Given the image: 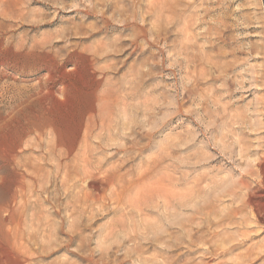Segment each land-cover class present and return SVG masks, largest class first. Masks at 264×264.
<instances>
[{
    "label": "rangeland",
    "instance_id": "obj_1",
    "mask_svg": "<svg viewBox=\"0 0 264 264\" xmlns=\"http://www.w3.org/2000/svg\"><path fill=\"white\" fill-rule=\"evenodd\" d=\"M0 143V264H264V0H0Z\"/></svg>",
    "mask_w": 264,
    "mask_h": 264
},
{
    "label": "bare ground",
    "instance_id": "obj_2",
    "mask_svg": "<svg viewBox=\"0 0 264 264\" xmlns=\"http://www.w3.org/2000/svg\"><path fill=\"white\" fill-rule=\"evenodd\" d=\"M43 88V87H42ZM98 108H96V110H97ZM108 109V108H107ZM111 110V109H110ZM98 112V111H97ZM112 112V111H111ZM96 114V113H95ZM88 118V117H87ZM82 120V119H81ZM85 120V119H84ZM98 124V123H97ZM32 127V126H31ZM24 128V127H23ZM81 128V127H80ZM84 128V127H83ZM25 129V128H24ZM7 132V131H6ZM80 132H78V134H79ZM83 134V133H82ZM80 136V135H79ZM6 137V136H5ZM26 137V136H25ZM77 137V136H76ZM4 138V137H3ZM76 140V139H75ZM14 141V140H13ZM4 142V141H3ZM45 142V141H44ZM1 144V143H0ZM59 145V144H58ZM7 146H8V143H7ZM6 146V147H7ZM13 146V145H12ZM77 146V145H76ZM4 150V149H3ZM33 151V150H32ZM115 151V150H114ZM17 152V151H16ZM110 152V151H109ZM6 153V152H5ZM18 153V152H17ZM70 153V152H69ZM74 154V153H73ZM122 154H123V152H122ZM97 156V155H96ZM11 157V156H10ZM96 162V161H95ZM10 163V162H9ZM84 163V165H87V162H86V160L83 162ZM8 163H6V165H7ZM5 165V164H4ZM10 165H11V163H10ZM10 165H7V167L8 166H10ZM14 165V164H13ZM3 166V165H2ZM15 166V165H14ZM12 167V166H11ZM257 167H258V171H259V176L261 177V179H262V181H263V183H264V162L263 163H259L258 165H257ZM1 168H3V167H1ZM94 168H95V166H94ZM5 169H6V167H5ZM8 169V168H7ZM18 170H17V168H16V172H17ZM54 171V170H53ZM62 171V170H61ZM5 172H7V170L5 171ZM14 172V171H13ZM4 176V175H3ZM6 178H7V176H5ZM2 178H4V177H2ZM5 178V179H6ZM77 178V177H76ZM10 179V178H9ZM96 179V178H95ZM53 180V179H52ZM6 181H9L8 180V178H7V180ZM13 181V180H12ZM15 181V180H14ZM17 181V180H16ZM88 181H89V179H88ZM5 182V181H4ZM18 182V181H17ZM81 182V181H80ZM86 182V181H85ZM101 182V181H100ZM256 182V181H255ZM257 182H258V180H257ZM8 183V182H7ZM10 183H11V181H10ZM79 183V182H78ZM88 184H87V187L90 189V190H95L96 188H98L97 186V184L96 183H93V182H87ZM13 184V183H12ZM82 184V183H81ZM260 185V184H259ZM258 185V186H259ZM264 185V184H263ZM13 186V185H12ZM262 186V185H261ZM260 186V187H261ZM13 187H15V186H13ZM59 187V186H58ZM57 187V188H58ZM127 187V186H126ZM263 187V186H262ZM15 189V188H14ZM87 189V188H86ZM88 189V190H89ZM99 189V188H98ZM100 189H102V188H100ZM97 190V189H96ZM106 190V189H105ZM256 190V189H255ZM99 191V190H98ZM97 191V192H98ZM87 192V191H86ZM120 192V191H119ZM256 192V191H255ZM128 193V192H127ZM95 195V194H94ZM10 196V195H9ZM53 196V195H52ZM98 195H96L95 197H97ZM264 196V195H263ZM23 199V198H22ZM92 199V198H91ZM53 200V199H52ZM254 200V199H253ZM261 200V199H260ZM97 201V200H96ZM159 201V200H158ZM262 201V200H261ZM123 204V203H122ZM250 205H251V209H252V213L254 214V216H255V218H257V219H259V220H262L263 218H262V215H261V212L259 211V207H258V204H257V202L256 201H252L251 203H249ZM22 205H24V203H22ZM21 205V206H22ZM121 205V204H120ZM45 207V206H44ZM57 207V206H56ZM119 207V206H118ZM2 209H4V208H2ZM27 209V208H26ZM42 209V208H41ZM115 212V211H114ZM251 213V214H252ZM5 215V214H4ZM62 218V217H61ZM63 220V219H62ZM63 222V221H62ZM7 245V244H6ZM235 247H237V245H234V246H232L228 251H231V249L233 250ZM205 251V250H204ZM246 259H248L247 257H246V255H243V256H238L237 257V260H238V262L236 263V264H244L246 261H244V260H246ZM249 261V260H248ZM244 262V263H243ZM5 263V262H4ZM15 263V262H14ZM17 263V262H16ZM6 264H8V263H6Z\"/></svg>",
    "mask_w": 264,
    "mask_h": 264
}]
</instances>
